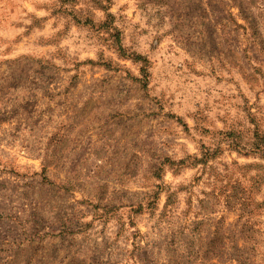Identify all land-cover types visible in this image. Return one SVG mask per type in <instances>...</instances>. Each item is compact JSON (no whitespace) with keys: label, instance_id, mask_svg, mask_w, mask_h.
I'll use <instances>...</instances> for the list:
<instances>
[{"label":"rangeland","instance_id":"obj_1","mask_svg":"<svg viewBox=\"0 0 264 264\" xmlns=\"http://www.w3.org/2000/svg\"><path fill=\"white\" fill-rule=\"evenodd\" d=\"M255 135L264 0H0V264H264Z\"/></svg>","mask_w":264,"mask_h":264},{"label":"trees","instance_id":"obj_2","mask_svg":"<svg viewBox=\"0 0 264 264\" xmlns=\"http://www.w3.org/2000/svg\"><path fill=\"white\" fill-rule=\"evenodd\" d=\"M256 135H257V134H256ZM256 135H255V136H256ZM262 139H264L263 136H262V137H261V136H256V137H255V143H259Z\"/></svg>","mask_w":264,"mask_h":264}]
</instances>
